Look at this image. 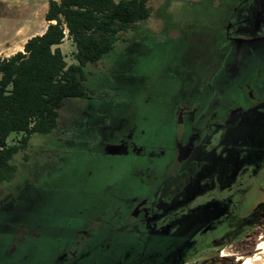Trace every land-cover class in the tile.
<instances>
[{
	"label": "rangeland",
	"instance_id": "374dc122",
	"mask_svg": "<svg viewBox=\"0 0 264 264\" xmlns=\"http://www.w3.org/2000/svg\"><path fill=\"white\" fill-rule=\"evenodd\" d=\"M50 1L0 0V60L23 51L28 39L44 33ZM229 2L152 1L153 13L146 22L124 34V41L101 61L86 66L84 85L95 93L93 99H68L61 109V128L49 135H34L29 148L15 158L16 178L0 188V264H36L57 255L55 246L61 234L84 223L79 210L106 198L105 193L119 183L124 187L130 181V164L106 156L93 143L99 122L108 126L107 122L119 125L124 117L139 119L147 136L155 139L165 125V113L172 108L164 101L171 91L164 81L172 77L173 83L186 88L182 83L186 71L179 75L175 67H204L200 76L205 79L197 75L192 82L186 75V82L201 91L210 86L208 73L225 67L229 49L221 31L222 16L224 19L229 14L226 10L234 7H227ZM231 16L236 20L235 11ZM61 49L68 64H75L72 41L66 39ZM233 58L244 59L238 53ZM259 67L257 71L264 73V65ZM226 79L220 74V88L226 87ZM149 95L155 98L146 100ZM147 117L151 120L146 121ZM21 137L13 135L9 142ZM233 187L231 221L197 238L186 264H243L244 258L255 254L264 239V208L257 212V222L252 216L256 205L264 202V161L257 175L250 176L249 169ZM220 232H226L231 242L207 243ZM111 236L102 230L98 240L87 246L84 256L88 264H117L112 255H127L126 249L108 243ZM138 252L131 249L133 254Z\"/></svg>",
	"mask_w": 264,
	"mask_h": 264
},
{
	"label": "flooded vegetation",
	"instance_id": "af4514ba",
	"mask_svg": "<svg viewBox=\"0 0 264 264\" xmlns=\"http://www.w3.org/2000/svg\"><path fill=\"white\" fill-rule=\"evenodd\" d=\"M230 6L222 16L229 49L225 67L208 73L210 86L203 91L186 82V75L192 82L197 75L203 78L204 67H175L179 75L186 71V88L172 77L164 81L171 88L164 101L172 108L155 139L139 119L124 117L119 125L108 126L99 122L93 143L106 156L127 161L132 178L79 210L83 225L71 228V234L63 232L55 246L58 254L36 264H88L87 246L102 230L112 233L110 245L127 250V255H112L114 263L186 264L197 238L231 221L233 186L249 169L250 176L257 175L264 161V73L257 71L264 65V0H230ZM237 53L244 59L235 61ZM220 74L227 77L224 89L217 83ZM112 146L119 153H109ZM263 208L264 202L254 208L256 222ZM217 235L207 243L231 242L226 232Z\"/></svg>",
	"mask_w": 264,
	"mask_h": 264
},
{
	"label": "trees",
	"instance_id": "16d2710c",
	"mask_svg": "<svg viewBox=\"0 0 264 264\" xmlns=\"http://www.w3.org/2000/svg\"><path fill=\"white\" fill-rule=\"evenodd\" d=\"M152 1L51 0L44 33L0 60V188L16 178L15 158L34 135L61 128L68 99H93L95 93L84 85L86 66L101 61L124 41V34L146 22ZM66 39L76 48L75 64L69 65L62 52ZM13 135L22 137L11 144Z\"/></svg>",
	"mask_w": 264,
	"mask_h": 264
},
{
	"label": "bare ground",
	"instance_id": "6f19581e",
	"mask_svg": "<svg viewBox=\"0 0 264 264\" xmlns=\"http://www.w3.org/2000/svg\"><path fill=\"white\" fill-rule=\"evenodd\" d=\"M241 259L243 258L241 257ZM244 259L243 264H264V239L258 243L255 254Z\"/></svg>",
	"mask_w": 264,
	"mask_h": 264
},
{
	"label": "water",
	"instance_id": "95a60500",
	"mask_svg": "<svg viewBox=\"0 0 264 264\" xmlns=\"http://www.w3.org/2000/svg\"><path fill=\"white\" fill-rule=\"evenodd\" d=\"M119 150H120L119 147L112 146V149L108 150V152L111 154H117V153H119Z\"/></svg>",
	"mask_w": 264,
	"mask_h": 264
}]
</instances>
